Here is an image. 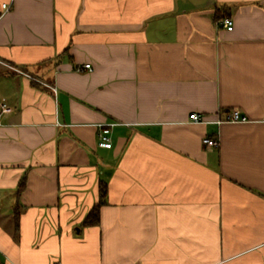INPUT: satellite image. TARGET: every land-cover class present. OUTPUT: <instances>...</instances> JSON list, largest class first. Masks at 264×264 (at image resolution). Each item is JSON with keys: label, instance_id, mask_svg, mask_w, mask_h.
Instances as JSON below:
<instances>
[{"label": "crops", "instance_id": "1", "mask_svg": "<svg viewBox=\"0 0 264 264\" xmlns=\"http://www.w3.org/2000/svg\"><path fill=\"white\" fill-rule=\"evenodd\" d=\"M0 100V264H264V0H0Z\"/></svg>", "mask_w": 264, "mask_h": 264}, {"label": "built area", "instance_id": "2", "mask_svg": "<svg viewBox=\"0 0 264 264\" xmlns=\"http://www.w3.org/2000/svg\"><path fill=\"white\" fill-rule=\"evenodd\" d=\"M3 7L6 10L10 9L9 4L4 3ZM224 26L228 29V30H232L233 26H234V22L231 18H225L223 20ZM86 68H90V64H86L85 65ZM23 73V72H22ZM26 76L30 77V75L24 73ZM35 81H38L37 79L34 78ZM8 104L5 100H0V112H3L7 109ZM191 120H193L194 122H207V120L204 118V116H202L200 113L197 112H193L190 115ZM225 120H230V121H246L247 117L244 116L240 110L238 109H234L231 112H228V114L226 115ZM218 123L222 122V120H218ZM110 132L111 129L109 127H103L101 129V131L99 132V146L101 147H106V148H111L112 147V140H111V136H110ZM203 143L205 144V146L209 149L211 148H216L219 145V142L217 139L213 138V137H209V136H205L203 138ZM56 264H60V262H56Z\"/></svg>", "mask_w": 264, "mask_h": 264}, {"label": "trees", "instance_id": "3", "mask_svg": "<svg viewBox=\"0 0 264 264\" xmlns=\"http://www.w3.org/2000/svg\"><path fill=\"white\" fill-rule=\"evenodd\" d=\"M22 185H24V184L22 183ZM105 190H106V187L105 186L101 187V196L104 195ZM100 204L95 205V207L90 211V213L87 216V219L85 220V224H95V223L98 222V216H99V211H100ZM16 213L18 215V211Z\"/></svg>", "mask_w": 264, "mask_h": 264}]
</instances>
